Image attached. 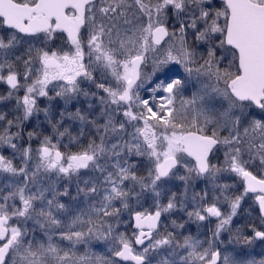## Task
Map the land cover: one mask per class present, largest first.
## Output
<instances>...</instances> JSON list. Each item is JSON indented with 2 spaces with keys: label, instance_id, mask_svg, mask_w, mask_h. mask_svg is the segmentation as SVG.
Instances as JSON below:
<instances>
[{
  "label": "snow or ice",
  "instance_id": "obj_1",
  "mask_svg": "<svg viewBox=\"0 0 264 264\" xmlns=\"http://www.w3.org/2000/svg\"><path fill=\"white\" fill-rule=\"evenodd\" d=\"M0 84V264H264V0H0Z\"/></svg>",
  "mask_w": 264,
  "mask_h": 264
},
{
  "label": "flooded vegetation",
  "instance_id": "obj_2",
  "mask_svg": "<svg viewBox=\"0 0 264 264\" xmlns=\"http://www.w3.org/2000/svg\"><path fill=\"white\" fill-rule=\"evenodd\" d=\"M6 85H3V84H0V93H3L4 90L6 89ZM72 150V149H70ZM220 163H222V161H218ZM199 190V187L197 188V191ZM253 217H256L258 215L257 212L253 211L252 213ZM163 219V218H162ZM239 219V218H238ZM257 224L259 223L258 220L255 221ZM241 223H243V221L241 220ZM122 227L119 229L120 231H126L129 235L131 234V231H132V224L130 223V217H128V215H124V218H123V221H122ZM186 230H189L191 231V233L193 235H196L197 234V227L195 226V228H192L191 227V224L189 225H186ZM205 230L207 231L206 229H201L200 230V236L202 237V231ZM194 231V232H193ZM204 238V237H203ZM222 239H224L225 243L224 245L221 246L222 250L224 248H228V249H232L233 247H238V245L236 244H233V243H229V240H230V237H228V234L227 233H224L222 235ZM259 243V242H258ZM139 247V246H137ZM261 249L259 248V246H257L255 248V251H260Z\"/></svg>",
  "mask_w": 264,
  "mask_h": 264
},
{
  "label": "rangeland",
  "instance_id": "obj_3",
  "mask_svg": "<svg viewBox=\"0 0 264 264\" xmlns=\"http://www.w3.org/2000/svg\"><path fill=\"white\" fill-rule=\"evenodd\" d=\"M186 95H187V93H186ZM71 149H72V151L76 150L74 146H71ZM185 219H186V217H185ZM195 226H196L195 224H191L192 228H195ZM31 227H32V223L29 222V228H31ZM121 227H122V225H121ZM187 231H189V230H187ZM205 232H206L205 230L202 231V237L201 238L204 237ZM91 248H92V251H94L97 255H105V256L108 255L107 246L104 243L93 242L91 245Z\"/></svg>",
  "mask_w": 264,
  "mask_h": 264
}]
</instances>
